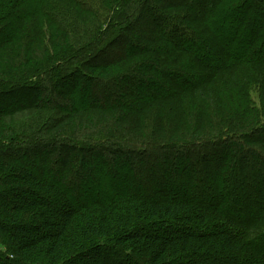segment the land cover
Masks as SVG:
<instances>
[{
  "label": "trees",
  "instance_id": "trees-1",
  "mask_svg": "<svg viewBox=\"0 0 264 264\" xmlns=\"http://www.w3.org/2000/svg\"><path fill=\"white\" fill-rule=\"evenodd\" d=\"M0 264H264V0H0Z\"/></svg>",
  "mask_w": 264,
  "mask_h": 264
},
{
  "label": "rangeland",
  "instance_id": "rangeland-1",
  "mask_svg": "<svg viewBox=\"0 0 264 264\" xmlns=\"http://www.w3.org/2000/svg\"><path fill=\"white\" fill-rule=\"evenodd\" d=\"M142 30H145L144 27L142 28Z\"/></svg>",
  "mask_w": 264,
  "mask_h": 264
}]
</instances>
